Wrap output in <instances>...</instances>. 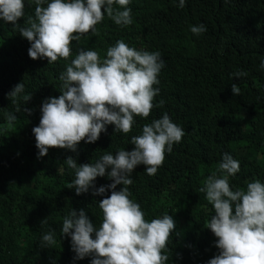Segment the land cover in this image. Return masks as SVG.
<instances>
[{
  "label": "trees",
  "instance_id": "trees-1",
  "mask_svg": "<svg viewBox=\"0 0 264 264\" xmlns=\"http://www.w3.org/2000/svg\"><path fill=\"white\" fill-rule=\"evenodd\" d=\"M127 7L132 24L121 27L105 15L95 32L70 41L68 58L51 64L47 58H29V42L10 22L0 21V264H89V257L73 262L69 239L60 232L62 218L69 209L83 208L99 225L97 203L103 197L76 195L68 188L74 172L64 159L71 155L81 164L94 161L102 151L130 150V137L164 112L185 135L165 153L154 175L138 165L127 187L146 219L173 217L166 264H205L217 254L216 238L206 228L211 205L198 189L216 170L222 153L240 161L230 184L244 188L254 179L264 181V70L259 68L264 57V0H185L182 8L178 0H130ZM34 8L32 0H26L17 24L26 26ZM199 23L206 32L192 34L189 27ZM118 39L130 47L159 51L165 61L149 116H135L129 133L113 131L109 124L94 143L80 141L76 153L50 147L37 159L31 129L39 122L41 101L60 94L59 74L79 50L93 49L104 58ZM237 70L247 75L233 77ZM20 82L31 98L13 105L6 93ZM232 83L240 88L238 95L232 94ZM25 108L32 109L31 114ZM8 112L17 116L13 127L6 123ZM108 183L106 176L95 180L96 186ZM49 229L55 243L45 247L41 237Z\"/></svg>",
  "mask_w": 264,
  "mask_h": 264
},
{
  "label": "clouds",
  "instance_id": "clouds-1",
  "mask_svg": "<svg viewBox=\"0 0 264 264\" xmlns=\"http://www.w3.org/2000/svg\"><path fill=\"white\" fill-rule=\"evenodd\" d=\"M25 2L0 0V21L10 22L29 42V58H47L48 64L68 58L70 41L78 40L79 34L95 32V25L105 15L121 27L133 23L127 7L130 0H32L34 15L28 17L26 26H20L17 20L25 14ZM184 4L185 0H178V7ZM189 30L199 35L206 32V26L199 23ZM164 65L159 51L130 47L122 39L107 48L104 58L93 49L79 50L58 76L60 94L44 98L39 106V122L31 129L37 159L50 147L76 153L80 141L94 143L109 124L113 131L129 133L136 123L134 117H148L154 107L153 98L160 92L155 85ZM259 68L264 70V57ZM231 75L239 78L247 72L237 70ZM230 87L233 95L239 94L236 83ZM6 97L16 105L18 100H29L31 93L25 92L20 82ZM24 111L31 114L32 109ZM5 120L13 127L17 116L8 112ZM184 135V129L164 112L130 137V150L102 151L94 161L81 164L71 155L64 159L74 172L68 188L76 195L103 197L97 203L102 213L99 225L90 221L83 208L69 209L62 218L60 232L69 239L73 262L89 257V264H166L175 221L169 214L146 219L127 186L133 183L131 174L138 165L154 175L165 153ZM239 165L230 153H222L216 170L198 189L211 205L206 228L216 238L218 250L205 264H264V181L254 179L244 188L230 184ZM105 176L110 183L96 186V178ZM41 240L45 247L53 245V230L45 232Z\"/></svg>",
  "mask_w": 264,
  "mask_h": 264
}]
</instances>
